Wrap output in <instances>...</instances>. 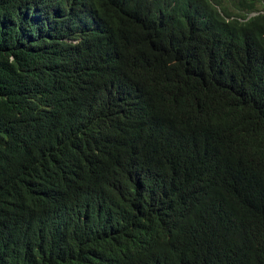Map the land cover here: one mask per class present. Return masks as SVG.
<instances>
[{
    "label": "trees",
    "instance_id": "obj_1",
    "mask_svg": "<svg viewBox=\"0 0 264 264\" xmlns=\"http://www.w3.org/2000/svg\"><path fill=\"white\" fill-rule=\"evenodd\" d=\"M0 264H264V0H0Z\"/></svg>",
    "mask_w": 264,
    "mask_h": 264
}]
</instances>
